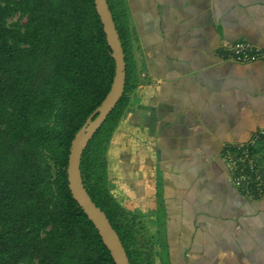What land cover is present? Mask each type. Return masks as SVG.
<instances>
[{
	"label": "crops",
	"instance_id": "1",
	"mask_svg": "<svg viewBox=\"0 0 264 264\" xmlns=\"http://www.w3.org/2000/svg\"><path fill=\"white\" fill-rule=\"evenodd\" d=\"M122 1L137 77L125 118L147 164L153 263L264 264V193L237 189L222 157L264 130V61L226 56L239 40L264 48V0ZM258 151L264 162V138Z\"/></svg>",
	"mask_w": 264,
	"mask_h": 264
},
{
	"label": "trees",
	"instance_id": "2",
	"mask_svg": "<svg viewBox=\"0 0 264 264\" xmlns=\"http://www.w3.org/2000/svg\"><path fill=\"white\" fill-rule=\"evenodd\" d=\"M121 40L125 85L88 141L83 184L130 264H154L108 190L105 146L137 85L122 0H107ZM18 14L20 20L8 22ZM114 59L94 0H0V264H115L68 188L71 140L107 94Z\"/></svg>",
	"mask_w": 264,
	"mask_h": 264
},
{
	"label": "water",
	"instance_id": "3",
	"mask_svg": "<svg viewBox=\"0 0 264 264\" xmlns=\"http://www.w3.org/2000/svg\"><path fill=\"white\" fill-rule=\"evenodd\" d=\"M94 4L102 24L107 45L110 47L111 56L114 59V76L110 88L101 103L86 118L71 140L66 168L67 181L73 199L97 229L114 263L130 264L118 233L109 222L105 212L91 199L83 184L80 172L81 156L88 141L118 102L125 85L124 52L111 10L107 0H94Z\"/></svg>",
	"mask_w": 264,
	"mask_h": 264
},
{
	"label": "rangeland",
	"instance_id": "4",
	"mask_svg": "<svg viewBox=\"0 0 264 264\" xmlns=\"http://www.w3.org/2000/svg\"><path fill=\"white\" fill-rule=\"evenodd\" d=\"M18 19L21 23L25 20L24 17L19 18L18 14H15L8 19V22L10 23ZM126 123L127 117L125 118L124 115L105 146L104 165L107 172L109 193L124 208L129 219L134 220L137 229V246L140 247L142 252L143 249L145 250L148 248L142 236V212L144 211L143 208L139 207L145 200L142 194L143 190L146 188V181L148 180L147 164L146 161L142 159L141 145L139 144L137 151L134 149L135 147H133L134 144L132 143L140 141L136 138L130 139L131 133L128 130L130 126ZM138 176L141 179L139 185L137 182H134L135 177ZM134 187L136 191L132 192ZM140 194L141 196H139ZM34 263L35 261L31 264ZM20 264L29 263L21 262Z\"/></svg>",
	"mask_w": 264,
	"mask_h": 264
},
{
	"label": "built area",
	"instance_id": "5",
	"mask_svg": "<svg viewBox=\"0 0 264 264\" xmlns=\"http://www.w3.org/2000/svg\"><path fill=\"white\" fill-rule=\"evenodd\" d=\"M226 56L244 63L264 61V48L239 40L227 48ZM262 138L264 130L243 143L229 144L222 151L233 185L248 196L260 197L264 193V162L259 160L258 151Z\"/></svg>",
	"mask_w": 264,
	"mask_h": 264
}]
</instances>
